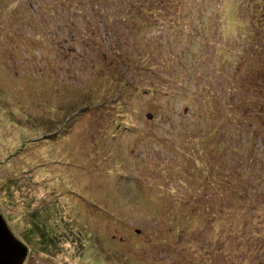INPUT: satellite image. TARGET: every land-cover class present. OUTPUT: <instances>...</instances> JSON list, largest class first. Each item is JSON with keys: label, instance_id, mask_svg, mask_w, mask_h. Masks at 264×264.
<instances>
[{"label": "rangeland", "instance_id": "1", "mask_svg": "<svg viewBox=\"0 0 264 264\" xmlns=\"http://www.w3.org/2000/svg\"><path fill=\"white\" fill-rule=\"evenodd\" d=\"M263 88L264 0H0L23 264H264Z\"/></svg>", "mask_w": 264, "mask_h": 264}, {"label": "water", "instance_id": "2", "mask_svg": "<svg viewBox=\"0 0 264 264\" xmlns=\"http://www.w3.org/2000/svg\"><path fill=\"white\" fill-rule=\"evenodd\" d=\"M27 253V248L14 237L0 214V264H23Z\"/></svg>", "mask_w": 264, "mask_h": 264}, {"label": "trees", "instance_id": "3", "mask_svg": "<svg viewBox=\"0 0 264 264\" xmlns=\"http://www.w3.org/2000/svg\"><path fill=\"white\" fill-rule=\"evenodd\" d=\"M263 89H264V88H263ZM263 89H262V91H263ZM261 118H262V120H263V123H264V116H262ZM256 137H257V135H256Z\"/></svg>", "mask_w": 264, "mask_h": 264}]
</instances>
